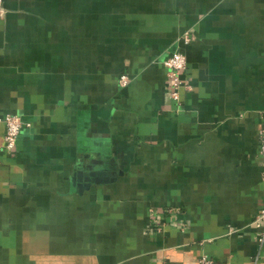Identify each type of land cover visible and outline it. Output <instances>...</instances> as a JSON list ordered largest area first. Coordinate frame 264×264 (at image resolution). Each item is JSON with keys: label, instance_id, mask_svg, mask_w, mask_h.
<instances>
[{"label": "crops", "instance_id": "0c3cea01", "mask_svg": "<svg viewBox=\"0 0 264 264\" xmlns=\"http://www.w3.org/2000/svg\"><path fill=\"white\" fill-rule=\"evenodd\" d=\"M2 9L0 264H264V0Z\"/></svg>", "mask_w": 264, "mask_h": 264}, {"label": "built area", "instance_id": "2783aa9c", "mask_svg": "<svg viewBox=\"0 0 264 264\" xmlns=\"http://www.w3.org/2000/svg\"><path fill=\"white\" fill-rule=\"evenodd\" d=\"M2 1L0 0V18L3 16L4 11L2 9ZM187 42L188 38H184ZM187 57L180 50L177 49L170 56L164 60V65L167 68V74L171 80L170 95L174 101H180V90L186 85L188 89H191V84L183 83L181 73L187 68ZM130 81V78L127 74H122L119 78V85L126 86ZM261 126L259 129V140H260V154L264 156V110L261 112ZM0 122L4 125V149L8 152H11L15 147L17 136L23 125L29 126V123H23L21 118L16 114L4 113L0 115ZM255 226L260 230V235L258 241L260 244L264 243V206L258 212L257 217L254 221ZM199 264H230L219 263L211 259L207 255H202Z\"/></svg>", "mask_w": 264, "mask_h": 264}]
</instances>
